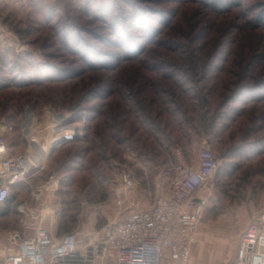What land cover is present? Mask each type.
I'll return each instance as SVG.
<instances>
[{"label": "rangeland", "instance_id": "obj_1", "mask_svg": "<svg viewBox=\"0 0 264 264\" xmlns=\"http://www.w3.org/2000/svg\"><path fill=\"white\" fill-rule=\"evenodd\" d=\"M263 9L264 0H0V134L14 153L48 156L0 207H16L10 233L0 222V255L17 229L97 243L103 225L132 201L150 208L157 186L209 148L216 169L190 264H234L239 234L264 213ZM125 170L134 186L120 208Z\"/></svg>", "mask_w": 264, "mask_h": 264}, {"label": "built area", "instance_id": "obj_2", "mask_svg": "<svg viewBox=\"0 0 264 264\" xmlns=\"http://www.w3.org/2000/svg\"><path fill=\"white\" fill-rule=\"evenodd\" d=\"M47 159L38 151L11 154L6 136L0 134V206L17 184L44 170ZM215 169L213 151L203 148L166 188L157 186L159 196L150 208L132 201L121 221L103 225L97 243L88 244L75 232L54 236L41 227L30 237L14 232L9 239L11 250L0 255V264H103L108 254L114 264H190L193 235L207 205L201 192ZM119 178L116 199L122 208L134 177L125 170ZM234 264H264V213L251 219L239 234Z\"/></svg>", "mask_w": 264, "mask_h": 264}, {"label": "crops", "instance_id": "obj_3", "mask_svg": "<svg viewBox=\"0 0 264 264\" xmlns=\"http://www.w3.org/2000/svg\"><path fill=\"white\" fill-rule=\"evenodd\" d=\"M10 150H11V149H10ZM18 153H20V152H18ZM18 153H14V152L11 150V154H18ZM21 185H22V184H17V185L15 186V189H16V188H20ZM10 199H11V196H10V198L7 200V202H6L4 205L8 204ZM0 207H1V206H0ZM17 211H18V209H17ZM14 213H16V207H15V208H11V210H10L8 213H4L2 216H0V222H2L4 225H8V227H9V225H11V223H10V218H11L12 214H14ZM7 231H8V233H10V231H11L10 227L7 229ZM15 231L20 232V233L23 234L25 237H30L31 234H32V233H30V232H27L26 230H20V229H17V230H15Z\"/></svg>", "mask_w": 264, "mask_h": 264}, {"label": "water", "instance_id": "obj_4", "mask_svg": "<svg viewBox=\"0 0 264 264\" xmlns=\"http://www.w3.org/2000/svg\"><path fill=\"white\" fill-rule=\"evenodd\" d=\"M27 115H28V120L30 121L31 113H30V112H28V113H27ZM29 121H28V122H29ZM28 124H29V123H28ZM54 145H55V143H54L52 146H54ZM33 146H34V148H35V146L37 147V145H36V144H34V143H33ZM35 151H38V152H40V150H37V149H35ZM52 151H53V149H50V150H49V154H51V153H52ZM49 154H48V155H49Z\"/></svg>", "mask_w": 264, "mask_h": 264}, {"label": "trees", "instance_id": "obj_5", "mask_svg": "<svg viewBox=\"0 0 264 264\" xmlns=\"http://www.w3.org/2000/svg\"><path fill=\"white\" fill-rule=\"evenodd\" d=\"M260 19H264V9H263V11L260 14Z\"/></svg>", "mask_w": 264, "mask_h": 264}, {"label": "bare ground", "instance_id": "obj_6", "mask_svg": "<svg viewBox=\"0 0 264 264\" xmlns=\"http://www.w3.org/2000/svg\"><path fill=\"white\" fill-rule=\"evenodd\" d=\"M67 132H68V131H67ZM70 135H72L71 132H70L69 135H67V136H70ZM61 136H63V135H61ZM63 137H64V136H63ZM65 137H66V136H65ZM49 146H50V145H49ZM49 148H50V147H48V149H49ZM42 152H43V151H42Z\"/></svg>", "mask_w": 264, "mask_h": 264}]
</instances>
